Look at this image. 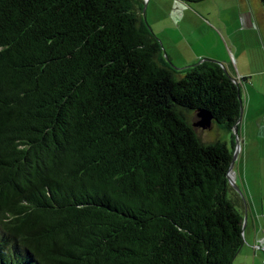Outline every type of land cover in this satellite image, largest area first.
I'll list each match as a JSON object with an SVG mask.
<instances>
[{"label":"trees","instance_id":"1","mask_svg":"<svg viewBox=\"0 0 264 264\" xmlns=\"http://www.w3.org/2000/svg\"><path fill=\"white\" fill-rule=\"evenodd\" d=\"M144 4L0 0V264H232L242 247L234 141L195 126L205 110L232 132L241 87L213 59L176 66Z\"/></svg>","mask_w":264,"mask_h":264},{"label":"rangeland","instance_id":"2","mask_svg":"<svg viewBox=\"0 0 264 264\" xmlns=\"http://www.w3.org/2000/svg\"><path fill=\"white\" fill-rule=\"evenodd\" d=\"M145 2L144 19L153 24L158 33L163 28L174 37L175 34H183L195 50L203 54L198 61L216 60L235 75L242 92L238 135L234 130L231 132L218 127L215 122L208 128H198V131L205 141L221 139L229 145L234 141V149H238L234 169L238 174L236 183L242 186L239 178L242 165L243 179L246 178L254 197L264 201V185L263 192L256 190L258 179L264 180V7L261 0ZM200 13L206 23L193 18L194 14L200 16ZM176 21H181V25L177 26ZM194 35H198L201 41H196ZM219 36L225 41L224 45L218 41ZM257 169L261 172L256 177Z\"/></svg>","mask_w":264,"mask_h":264},{"label":"crops","instance_id":"3","mask_svg":"<svg viewBox=\"0 0 264 264\" xmlns=\"http://www.w3.org/2000/svg\"><path fill=\"white\" fill-rule=\"evenodd\" d=\"M181 4L188 5L185 3ZM201 15V13L200 16L198 14H194L193 18L200 19L201 22L206 23L202 19ZM176 23L177 26L181 25V21H176ZM197 24L199 23L197 22ZM151 27L156 35L161 39L165 50L167 51V55L175 65L186 66L202 59L203 54L195 50L194 45L186 38V36H183V34H175L174 37L173 34H170L169 32L166 33L163 28L162 30H158V33L153 24ZM162 31L164 32L162 33ZM194 36H196L194 37L196 41H201L198 35ZM218 38V41L221 40L222 44L225 42L222 38H220V36ZM259 172L261 171L257 169V172L255 173L256 177ZM233 173L236 181L238 179V174H236L235 171ZM239 178L242 185L240 187H243L242 189L246 198L244 218L246 216L247 220L244 227V243L234 257L232 264H264V243L262 245V240H264V201L259 200L257 196L254 197L251 187L245 180L246 178L243 179L242 165L240 166ZM258 181L256 190L263 192L264 180L259 178Z\"/></svg>","mask_w":264,"mask_h":264},{"label":"water","instance_id":"4","mask_svg":"<svg viewBox=\"0 0 264 264\" xmlns=\"http://www.w3.org/2000/svg\"><path fill=\"white\" fill-rule=\"evenodd\" d=\"M145 6H146V2L144 4L143 12L145 11ZM239 121H238V123H239ZM212 123H213V116L208 111L200 110L198 112V121L195 123L196 127L205 129V128L210 127L212 125ZM238 123H237V125H238ZM237 125L234 127V131H235L236 135H238V127H237ZM237 138H238V136H237ZM236 143L238 144V139L236 140ZM237 156H238V149H234V155H233L232 163L230 165V170H229V173H228V179H229L230 183L232 184V186L245 198L244 193L242 192L241 188L237 185L234 177L232 176V174L234 172V165H235ZM246 220H247V217L245 216L243 228L246 225Z\"/></svg>","mask_w":264,"mask_h":264},{"label":"clouds","instance_id":"5","mask_svg":"<svg viewBox=\"0 0 264 264\" xmlns=\"http://www.w3.org/2000/svg\"><path fill=\"white\" fill-rule=\"evenodd\" d=\"M235 166V165H234ZM232 176L234 177V173L232 174Z\"/></svg>","mask_w":264,"mask_h":264}]
</instances>
